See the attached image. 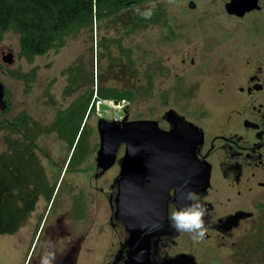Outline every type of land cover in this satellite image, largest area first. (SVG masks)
<instances>
[{"label":"rangeland","instance_id":"obj_1","mask_svg":"<svg viewBox=\"0 0 264 264\" xmlns=\"http://www.w3.org/2000/svg\"><path fill=\"white\" fill-rule=\"evenodd\" d=\"M222 1L142 2L93 26L71 31L65 46L36 57L32 63L20 55L19 34L10 30L4 35L0 42V80L6 87L8 106L0 109V157L11 152L7 138L21 141L24 133L35 135L36 155L50 182L57 183L59 189L53 205L40 198L16 233L0 234V264H40L49 250L55 253L53 264H105L113 256L127 232L125 227L114 229L109 224L111 203L100 200L96 186L110 192L125 151L120 150L117 163L103 177L93 179L100 145L98 122L111 121L109 113L117 106L120 115L129 113L130 120L166 115L169 121L167 114L174 111L213 128L216 109H220L216 106V78L223 67L235 66L241 48L233 38L245 36L242 29L235 28L234 18L219 6ZM137 9L162 17L144 24ZM136 24L140 25L133 29ZM8 53L14 54L12 64L2 59ZM34 69L36 79L27 92L26 82L13 74ZM97 87L131 92L133 98L119 104L97 103V111L87 120L91 143L87 160L64 172L71 149L58 136L55 121L60 111L92 92L96 98ZM23 111L29 116V127L16 120ZM80 191L88 201L83 219H77L73 211ZM262 211L251 220L247 232L245 228L236 231L221 246L213 240L197 244V263L264 264Z\"/></svg>","mask_w":264,"mask_h":264},{"label":"flooded vegetation","instance_id":"obj_2","mask_svg":"<svg viewBox=\"0 0 264 264\" xmlns=\"http://www.w3.org/2000/svg\"><path fill=\"white\" fill-rule=\"evenodd\" d=\"M230 1L223 0L219 6L227 16L234 18L235 28L242 29L245 36L242 39L233 38L234 44L241 48L238 50L240 55L235 66L223 67L224 70L216 78L218 101L216 106L220 108L216 109V125L210 128L199 120L191 121L187 116L178 114L184 121L194 124L202 132V140L195 148V160L197 167H200V170L199 168L197 170L201 175L204 174L202 168L209 171V180L204 188L196 192L200 194L201 202L208 209V215L204 218L207 232L202 240H193L190 235L178 233L169 227L166 234L156 236L152 240L151 258L157 262L182 255H192L197 260V244L213 240L216 245L221 246L226 239L233 237L236 231L245 228L247 232L251 227V220L264 209V0L247 1L245 7L251 8L250 10L246 8L242 15L227 12L226 4ZM164 116L166 115L153 120L158 122L161 130L173 131L174 123ZM37 149L36 146V154ZM70 149V158L64 172L81 166L87 160L91 147L79 164L71 162L76 144ZM122 149L125 151V144L120 147L119 152ZM98 150L93 176L96 180L111 169L104 171L98 166ZM122 167L123 162L110 185V192L103 186H96L101 194L100 200L108 199L109 204L111 203L112 213L109 224L114 229L124 227L121 221L114 218L117 181ZM198 175L197 171L194 176ZM47 180L49 186L54 188L52 197L48 199L45 194L40 193L36 204L42 197L49 205H53L55 201L59 186L57 183L52 184L48 176ZM176 192V188H171L169 191L171 196L169 213L186 203L183 201L180 206L176 203ZM80 194L79 201L73 208L77 219L85 217V206L88 203L84 191H80ZM124 237L125 240L118 244L115 253L105 264H125L128 250L127 233Z\"/></svg>","mask_w":264,"mask_h":264},{"label":"trees","instance_id":"obj_3","mask_svg":"<svg viewBox=\"0 0 264 264\" xmlns=\"http://www.w3.org/2000/svg\"><path fill=\"white\" fill-rule=\"evenodd\" d=\"M140 3L137 0L122 3L117 0H0V42L8 31H15L19 34L20 55L32 63L36 57L65 46L71 31L93 26L97 21ZM161 17L160 13H152L141 22H156ZM139 25H134L133 29ZM36 72L34 69L13 75L26 82L28 92ZM96 95L95 98L92 92L88 98L60 111L54 124L62 140L70 147L76 144L71 161L75 164L82 162L89 150L86 119L97 111V103L133 98L131 92H111L102 87H97ZM16 120L29 127L25 111ZM7 142L11 152L0 157V234L16 233L34 210L39 194L51 199L54 191L36 155L35 135L24 133L23 140L14 141L9 137Z\"/></svg>","mask_w":264,"mask_h":264},{"label":"water","instance_id":"obj_4","mask_svg":"<svg viewBox=\"0 0 264 264\" xmlns=\"http://www.w3.org/2000/svg\"><path fill=\"white\" fill-rule=\"evenodd\" d=\"M247 1L231 0L226 4L227 12L244 14L246 8H251L245 7ZM191 6L195 4L192 2ZM2 59L12 64L14 54L8 53ZM5 95L6 87L0 80L2 111L8 106ZM129 117L126 112L121 121L99 120L101 142L97 157L98 166L106 171L116 164L120 147L126 145L122 172L117 181L114 212V218L123 223L128 234L125 264H197L192 255L157 262L151 258V248L152 240L166 234L170 227V189L176 188L175 199L180 206L184 201L181 196L186 190L185 185L197 191L208 183L209 171L202 168L204 174L201 175L195 160V148L202 140V132L174 111L167 114L175 125L171 132L161 130L155 120H130ZM196 170L199 172L197 177L194 176Z\"/></svg>","mask_w":264,"mask_h":264},{"label":"clouds","instance_id":"obj_5","mask_svg":"<svg viewBox=\"0 0 264 264\" xmlns=\"http://www.w3.org/2000/svg\"><path fill=\"white\" fill-rule=\"evenodd\" d=\"M144 19L151 17V10L140 12L136 10ZM185 191L182 193V200L186 203L183 207L172 210L169 213L168 220L170 227L178 233L190 235L193 240H202L207 232L205 217L208 215V209L201 202L200 194L185 185ZM55 253L49 250L47 254L41 257L40 264H53Z\"/></svg>","mask_w":264,"mask_h":264},{"label":"built area","instance_id":"obj_6","mask_svg":"<svg viewBox=\"0 0 264 264\" xmlns=\"http://www.w3.org/2000/svg\"><path fill=\"white\" fill-rule=\"evenodd\" d=\"M109 102H112V101H109ZM116 104V103H115ZM117 104H119V103H117ZM115 108V110L114 111H111L110 113H109V116H110V118L113 120V121H121L123 118H124V116H122V115H120L119 114V111H117V109L119 108V107H114Z\"/></svg>","mask_w":264,"mask_h":264}]
</instances>
